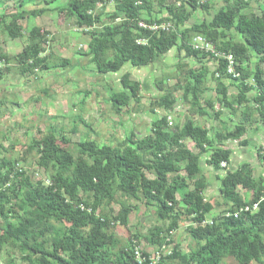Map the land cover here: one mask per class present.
<instances>
[{
  "label": "trees",
  "instance_id": "trees-1",
  "mask_svg": "<svg viewBox=\"0 0 264 264\" xmlns=\"http://www.w3.org/2000/svg\"><path fill=\"white\" fill-rule=\"evenodd\" d=\"M29 1L19 0L13 12L0 13V33L8 39H24L22 21L57 11L73 19L90 38L82 55L100 75L117 74L126 64L134 69L159 65L174 50L182 59L196 61L199 68L178 64L176 72L183 75L171 88L165 84L169 76L156 79L158 94L150 104L151 114L156 109L172 112L177 102L173 93L181 91L189 115L218 121L226 110L236 117V124L232 130L213 131L188 114L174 125L162 116L151 122L149 135L137 138L131 133L114 146H99L85 138L73 143L51 127L41 139H30L18 158L8 155L0 143V264H15L9 250L25 264H224V260L264 264V148L256 149L263 168L256 175L248 163L230 169L232 151L224 147L237 141L245 147L247 141L241 139L249 128L264 125V0L258 14L250 11L248 0H223L209 21L190 26L194 12L211 10L206 0L168 4V0H65L62 8H49L58 0H41L45 7L24 10ZM110 4L114 12L104 23L102 12ZM164 12L166 17H161ZM140 23L159 29L140 28ZM198 36L212 46L211 51L193 49ZM25 40L16 55L5 53L0 44V84L13 70L23 77L71 65V60L46 54L51 41L47 30L32 27ZM203 61L215 63L211 78L220 112L212 101L203 99L208 91ZM230 63L237 77L227 73ZM119 81V89L111 90L106 101L115 115L141 102V82L132 80L128 72ZM229 87L235 95H229ZM27 154H33L46 179L35 181V175L19 166ZM204 166L215 174L223 201V210L210 221L207 217L220 204L206 198ZM239 188L251 194L248 202ZM138 204L147 212L153 209L162 224L143 237L159 253L157 258L141 249V263L134 255L141 237L121 241L116 235L117 227L127 228ZM255 204L256 211L244 210ZM111 206L117 207L116 214ZM182 217L187 218L185 230L194 247L184 250L175 243L168 248Z\"/></svg>",
  "mask_w": 264,
  "mask_h": 264
},
{
  "label": "rangeland",
  "instance_id": "rangeland-1",
  "mask_svg": "<svg viewBox=\"0 0 264 264\" xmlns=\"http://www.w3.org/2000/svg\"><path fill=\"white\" fill-rule=\"evenodd\" d=\"M18 2L19 0L2 1L3 6L0 13L9 14L13 12ZM170 2L173 0H168L167 4ZM206 2L212 5L211 10L208 13L200 10L194 12L188 21V26L203 20L209 21L213 13L223 6V0H206ZM248 2H250V11L258 14L263 6V0H248ZM65 5V0H58L49 8H62ZM43 7L45 4H41V0H30L23 9L29 11ZM113 12V5H106L102 12V21L109 23L108 15ZM160 16L166 17V13H161ZM21 25L24 30V39L10 40L5 34L0 33V44L5 53L18 54L26 44L25 36L28 30L32 27H39L51 34V41L46 47V54L51 53L54 57L71 60L72 63L64 69L36 72L35 75H24L23 77H20L17 71L13 70L4 78L0 84V101L5 102V105L0 104L2 111L0 114V143L9 150L8 155L14 158L21 157L29 140L32 138L41 139L51 127L56 129L58 134L62 132L73 143L85 138L95 141L99 146H114L131 133L137 138L149 135L151 122L156 118L168 116L174 125L181 124L183 116L189 115V106L183 102L181 91L173 93L177 102L170 113L156 109L155 113L151 114L150 104L158 94L154 87L155 80L169 76L170 78L166 80L165 84L171 88L175 84L176 78L183 75V73L178 74L176 72L178 64L184 62L190 68L198 70L199 64L193 59H182V55L177 56L173 50L164 57L159 65L134 69L126 64L117 74L100 75L96 68L89 64L88 58L82 55L87 50L90 38L76 28L74 20L64 12L52 11L38 18L24 20ZM203 62L208 71L205 84L208 91L204 94L203 99L212 101L215 111H219L216 102L217 96L214 91L215 81L211 78L215 63ZM124 72L130 73L132 80L141 82V102L137 106L133 104L130 108L123 109L120 115H115L106 101L111 90L117 91L119 89V80ZM235 94L236 90L229 87V95ZM201 104H203L202 99ZM221 112L223 115L218 121L213 118L193 117L192 114L189 116L194 119L195 123L213 131L232 130L236 124V117L228 116L229 113L226 110ZM209 114L212 116L210 111ZM79 119L89 128H86ZM257 125H259L257 131L253 125L248 134L243 137L249 146L242 147L238 141L224 144L226 149L232 151L230 169L248 162L255 170L256 175L263 172L261 163L256 159V149L264 148V126L260 123ZM11 144L15 145L13 150L10 149ZM187 147L194 153L198 152L191 143H187ZM19 166L33 176L35 175V181L46 179L44 172L35 165L33 154H27L20 161ZM203 173L207 179L206 198L220 204V209L213 211L207 217V220L210 221L223 210V201L219 197V182L215 179L213 171L204 166ZM179 176L185 178L184 173H180ZM187 183L189 184L188 180ZM238 191L246 202L250 200V193L242 191L240 188ZM137 206V210L129 216L127 228L117 227L116 235L121 241H126L130 236L139 235L141 238H139L138 246L142 251L155 252L154 248L150 247L143 237L154 226L162 224L155 219L153 209L147 212L142 204ZM110 208L113 214H116L117 207L111 206ZM186 226L187 218L182 217L178 231L171 236L173 244L168 248H172L175 243L184 250L194 247L186 233ZM162 251H166V254L168 250ZM8 252L15 264H25L20 261L16 251L9 250ZM223 263L234 264L231 260H224Z\"/></svg>",
  "mask_w": 264,
  "mask_h": 264
},
{
  "label": "built area",
  "instance_id": "built-area-1",
  "mask_svg": "<svg viewBox=\"0 0 264 264\" xmlns=\"http://www.w3.org/2000/svg\"><path fill=\"white\" fill-rule=\"evenodd\" d=\"M198 1V0H197ZM139 27L140 28H144V29H146V28H148L149 30H157V29H159V26H155V25H153V26H147V25H144V24H142V23H140L139 24ZM161 28H164V26L162 25L161 26ZM193 49L194 50H198V51H201V52H209V51H211L212 49H211V47L212 46H210L202 37H200V36H198V37H195L194 39H193ZM231 64L232 63H230L229 64V67H228V69H227V73L228 74H232L234 77H237L238 75H235L234 73H233V71H232V67H231ZM221 167H225V164H221ZM245 211H252V212H254V211H256L257 210V205L255 204V205H253L251 208H248V207H246L245 209H244ZM166 252V251H165ZM153 254H154V256H155V258H157V256H158V254L159 253H157L156 251L155 252H152ZM134 255H135V258H136V260L139 262V263H141L142 262V260H141V248H135V250H134Z\"/></svg>",
  "mask_w": 264,
  "mask_h": 264
},
{
  "label": "crops",
  "instance_id": "crops-1",
  "mask_svg": "<svg viewBox=\"0 0 264 264\" xmlns=\"http://www.w3.org/2000/svg\"><path fill=\"white\" fill-rule=\"evenodd\" d=\"M228 84H229V83L226 82V83H225V86H228ZM250 96H251V95H250ZM254 117H255V119H256V114H255V113H254ZM258 126H259V125H257V124L255 125V124H254V128L256 129V131L258 130ZM263 126H264V125H263ZM249 129L251 130L252 127L249 128ZM252 131H253V130H252ZM262 132H263V130H262ZM242 140H243V138H242ZM245 141H246V140H245ZM247 143H248V142H247ZM246 146H249V144H247ZM246 146H245V147H246ZM242 147H243V146H242ZM256 159H257V158H256ZM244 163H248V162H244ZM242 164H243V163H242ZM248 164H249V163H248Z\"/></svg>",
  "mask_w": 264,
  "mask_h": 264
}]
</instances>
